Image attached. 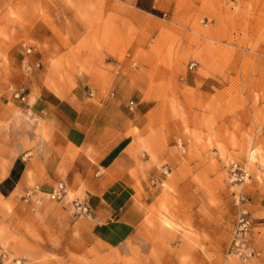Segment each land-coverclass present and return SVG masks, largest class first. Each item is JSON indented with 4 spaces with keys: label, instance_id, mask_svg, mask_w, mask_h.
Listing matches in <instances>:
<instances>
[{
    "label": "rangeland",
    "instance_id": "rangeland-1",
    "mask_svg": "<svg viewBox=\"0 0 264 264\" xmlns=\"http://www.w3.org/2000/svg\"><path fill=\"white\" fill-rule=\"evenodd\" d=\"M122 1L0 0V90L36 47L48 85L98 89L122 154L114 201L81 185L0 193V264H264V0H161L145 17ZM8 101L2 173L29 158V111ZM242 211L245 258L231 252Z\"/></svg>",
    "mask_w": 264,
    "mask_h": 264
},
{
    "label": "crops",
    "instance_id": "crops-1",
    "mask_svg": "<svg viewBox=\"0 0 264 264\" xmlns=\"http://www.w3.org/2000/svg\"><path fill=\"white\" fill-rule=\"evenodd\" d=\"M160 1L123 0L122 7L143 17L155 16L154 10H164ZM27 53L23 62L25 81L17 86H2L0 91L1 97L9 100L6 104L24 106L29 111V151L25 150L29 158H13L6 172L0 168V193L7 194L18 187L30 190L33 183L55 187L64 181L68 188L85 187L89 200L109 196L108 200L114 201L111 189L121 182L110 181L109 177L122 154L120 151L112 155L119 141L107 143L109 131L116 127L107 110L109 105L103 99L95 101L98 89L91 86H61L59 82L48 85L45 52L29 47ZM19 88L26 94L25 102L12 95V89ZM38 127L48 128L47 136L36 133Z\"/></svg>",
    "mask_w": 264,
    "mask_h": 264
},
{
    "label": "built area",
    "instance_id": "built-area-1",
    "mask_svg": "<svg viewBox=\"0 0 264 264\" xmlns=\"http://www.w3.org/2000/svg\"><path fill=\"white\" fill-rule=\"evenodd\" d=\"M195 65V63L191 64V68ZM12 95L14 98H17L23 102L26 101V94L24 93V90L22 88L19 89H12ZM235 167L237 168V164H235ZM243 178V176H242ZM67 192L66 184L64 181H60L56 184V186L53 188L50 197L52 199H61ZM31 194V191H29V195ZM78 209L80 211L87 212L88 206L81 204L77 202ZM252 231V225L251 221L247 216L246 211H242L239 214L238 218V227L235 232V237L233 239L232 245H231V252L233 254H236L238 256L242 257H249L254 253V250L252 249L250 245V234Z\"/></svg>",
    "mask_w": 264,
    "mask_h": 264
},
{
    "label": "trees",
    "instance_id": "trees-1",
    "mask_svg": "<svg viewBox=\"0 0 264 264\" xmlns=\"http://www.w3.org/2000/svg\"><path fill=\"white\" fill-rule=\"evenodd\" d=\"M153 13L157 14L158 12H157V10H154Z\"/></svg>",
    "mask_w": 264,
    "mask_h": 264
},
{
    "label": "bare ground",
    "instance_id": "bare-ground-1",
    "mask_svg": "<svg viewBox=\"0 0 264 264\" xmlns=\"http://www.w3.org/2000/svg\"><path fill=\"white\" fill-rule=\"evenodd\" d=\"M252 157V156H251Z\"/></svg>",
    "mask_w": 264,
    "mask_h": 264
}]
</instances>
